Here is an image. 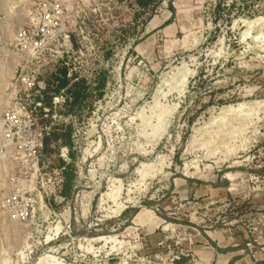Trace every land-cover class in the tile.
<instances>
[{
  "label": "rangeland",
  "instance_id": "rangeland-1",
  "mask_svg": "<svg viewBox=\"0 0 264 264\" xmlns=\"http://www.w3.org/2000/svg\"><path fill=\"white\" fill-rule=\"evenodd\" d=\"M150 3L80 44L72 84L39 77L45 103L66 88L68 122L37 175L0 154V264H264V0ZM35 4L0 0V115ZM73 134L63 195L52 170Z\"/></svg>",
  "mask_w": 264,
  "mask_h": 264
},
{
  "label": "built area",
  "instance_id": "built-area-1",
  "mask_svg": "<svg viewBox=\"0 0 264 264\" xmlns=\"http://www.w3.org/2000/svg\"><path fill=\"white\" fill-rule=\"evenodd\" d=\"M98 1L101 0H36L35 22L25 27L31 31L21 29L17 33L15 50L19 63L13 75V102L0 115V154L11 153L23 159L34 175L40 172L45 141L60 127L67 126L68 121L60 111L72 101L64 88L45 103L43 97L52 86L40 82L39 77L47 70L72 84L68 62L72 55L81 52L80 44L86 41L106 46L105 36L116 33L120 37L135 26V17L143 10L138 0H107L103 9L98 7ZM73 13L78 19L72 23ZM82 29L88 30L86 38H82ZM134 40H130L131 44ZM96 48L94 76L99 74L98 60L103 62L105 52L101 47ZM74 138L75 134L71 136V146L58 148L61 166L52 170L58 177V189L63 185L65 167L71 162ZM21 216H26V210Z\"/></svg>",
  "mask_w": 264,
  "mask_h": 264
},
{
  "label": "crops",
  "instance_id": "crops-1",
  "mask_svg": "<svg viewBox=\"0 0 264 264\" xmlns=\"http://www.w3.org/2000/svg\"><path fill=\"white\" fill-rule=\"evenodd\" d=\"M152 0H139L138 4L142 9H147V7L151 4Z\"/></svg>",
  "mask_w": 264,
  "mask_h": 264
},
{
  "label": "trees",
  "instance_id": "trees-1",
  "mask_svg": "<svg viewBox=\"0 0 264 264\" xmlns=\"http://www.w3.org/2000/svg\"><path fill=\"white\" fill-rule=\"evenodd\" d=\"M138 2H139V0H138ZM74 95H75V94L73 93V97H74ZM64 180H66V179L64 178ZM66 183H67V182L65 181V182L63 183V185H62V190H61V191H62V194H63V195L66 194Z\"/></svg>",
  "mask_w": 264,
  "mask_h": 264
},
{
  "label": "bare ground",
  "instance_id": "bare-ground-1",
  "mask_svg": "<svg viewBox=\"0 0 264 264\" xmlns=\"http://www.w3.org/2000/svg\"><path fill=\"white\" fill-rule=\"evenodd\" d=\"M255 22V21H254ZM256 23V22H255ZM258 23V22H257ZM245 106V105H244ZM253 106V105H252ZM241 108V106L239 105L238 106V109H240ZM230 110V108L228 109V111ZM239 130V129H238ZM194 142V141H193ZM114 186V185H113ZM115 201V200H114ZM109 240H111V239H109Z\"/></svg>",
  "mask_w": 264,
  "mask_h": 264
}]
</instances>
